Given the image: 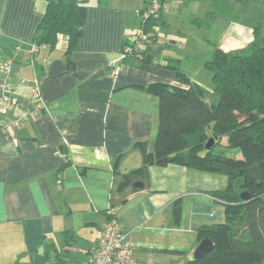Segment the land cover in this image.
I'll use <instances>...</instances> for the list:
<instances>
[{
	"label": "crops",
	"instance_id": "0c3cea01",
	"mask_svg": "<svg viewBox=\"0 0 264 264\" xmlns=\"http://www.w3.org/2000/svg\"><path fill=\"white\" fill-rule=\"evenodd\" d=\"M46 4L0 0V67L12 61V102L0 112V264H86L109 207L130 233L135 264H184L197 245L195 228L225 219L224 204L209 191L225 187L226 178L168 163L121 183L142 163L136 143L154 149L157 97L146 86L178 84L172 67L200 84L210 48L192 74L171 48L177 42L156 37L144 45L148 60L127 59L112 78L109 63L141 27L146 0H85L84 27L69 53L64 36L32 49ZM168 15L162 10L154 25L167 24ZM34 89L45 108L3 125L31 103Z\"/></svg>",
	"mask_w": 264,
	"mask_h": 264
},
{
	"label": "trees",
	"instance_id": "16d2710c",
	"mask_svg": "<svg viewBox=\"0 0 264 264\" xmlns=\"http://www.w3.org/2000/svg\"><path fill=\"white\" fill-rule=\"evenodd\" d=\"M46 2L34 43L53 47L62 35L69 53L84 27L85 0ZM159 16L150 18L146 28L154 29ZM131 58L148 60L144 46L121 62ZM204 67L210 72L216 101L207 100L205 88L179 67H172L178 84L146 86L157 97L154 149L147 152L144 143H136L142 163L124 175L121 185H128L130 177L145 178L152 164L177 163L223 174L225 187L209 192L224 204V221L195 228L197 243L208 237L214 246L200 259L184 264H264V37L253 39L245 49L226 50L214 44ZM209 138L214 144L206 149ZM216 145L221 150L215 151ZM226 148L237 153L229 155ZM242 191L249 195L246 200Z\"/></svg>",
	"mask_w": 264,
	"mask_h": 264
},
{
	"label": "rangeland",
	"instance_id": "374dc122",
	"mask_svg": "<svg viewBox=\"0 0 264 264\" xmlns=\"http://www.w3.org/2000/svg\"><path fill=\"white\" fill-rule=\"evenodd\" d=\"M168 21L164 26L155 24L158 42H177L171 47L179 51L182 60L180 66L188 68L192 74L194 69L201 68L199 61L209 54L214 44L226 50L245 49L253 40L264 37V0H168ZM199 22H196V19ZM258 27L259 36L255 37L254 29ZM189 26L192 27L191 30ZM209 56V55H208ZM198 72L196 78L208 92L207 100L216 101L212 90L210 72ZM194 76V75H193ZM216 145L214 150H221ZM226 153L235 155L237 149H227ZM223 175V174H222ZM224 176V175H223ZM225 177V176H224ZM226 178V177H225Z\"/></svg>",
	"mask_w": 264,
	"mask_h": 264
},
{
	"label": "built area",
	"instance_id": "2783aa9c",
	"mask_svg": "<svg viewBox=\"0 0 264 264\" xmlns=\"http://www.w3.org/2000/svg\"><path fill=\"white\" fill-rule=\"evenodd\" d=\"M167 6L165 0H146L145 6L140 11L141 27L126 35L124 43L120 49L117 60L109 63V74L112 78L117 77L122 69L121 60L126 56L139 51L147 41L151 40L157 32L152 28H146L147 21L160 15L161 11ZM62 36V35H60ZM45 44H33L32 49L36 51ZM11 59L6 58L1 63L2 79L0 82V112H7V105L12 100L8 93L10 88L9 77L11 73ZM24 82V79L20 80ZM45 108V103L38 89L32 92L31 103L19 112L10 122L3 125L17 126L26 121L30 116H37ZM108 221L101 229L97 244L92 248L86 264H135L133 261L134 243L130 233L122 228V224L113 215L111 207L108 208Z\"/></svg>",
	"mask_w": 264,
	"mask_h": 264
},
{
	"label": "water",
	"instance_id": "95a60500",
	"mask_svg": "<svg viewBox=\"0 0 264 264\" xmlns=\"http://www.w3.org/2000/svg\"><path fill=\"white\" fill-rule=\"evenodd\" d=\"M213 144H214V142H213V138H209V139L206 141L204 147H205L206 149H209V148H211V147L213 146ZM135 185H137V186H141V184L138 183V182H135ZM240 196H241V198H242L243 200H246V199L248 198L249 195H248V193H247L246 191H242V192L240 193ZM213 246H214V244H213L212 240L209 239L208 237H205V238L201 239V240L197 243L196 247H195L194 250H193V257H192V259H200V258L203 257V256H204L209 250H211V249L213 248Z\"/></svg>",
	"mask_w": 264,
	"mask_h": 264
}]
</instances>
